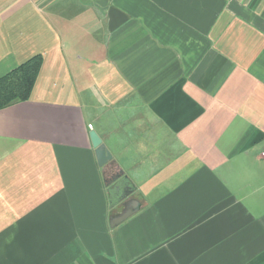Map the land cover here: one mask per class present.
<instances>
[{"label":"crops","instance_id":"1","mask_svg":"<svg viewBox=\"0 0 264 264\" xmlns=\"http://www.w3.org/2000/svg\"><path fill=\"white\" fill-rule=\"evenodd\" d=\"M36 55L0 110V264H264V0H0V78Z\"/></svg>","mask_w":264,"mask_h":264},{"label":"trees","instance_id":"2","mask_svg":"<svg viewBox=\"0 0 264 264\" xmlns=\"http://www.w3.org/2000/svg\"><path fill=\"white\" fill-rule=\"evenodd\" d=\"M43 65V56L36 55L0 78V110L30 99Z\"/></svg>","mask_w":264,"mask_h":264},{"label":"water","instance_id":"3","mask_svg":"<svg viewBox=\"0 0 264 264\" xmlns=\"http://www.w3.org/2000/svg\"><path fill=\"white\" fill-rule=\"evenodd\" d=\"M90 138L93 148L95 149V154L99 166L103 167L107 165L109 162L113 160V155L107 149L106 145L103 142V139L96 131L90 132ZM122 174L123 173L117 175L112 180V182L109 183V186L111 185L112 188L110 190L112 207L122 205L125 208L120 215L114 218L113 222L111 223L112 227L118 226L119 224L126 221L135 213V209L133 205L132 206L130 205L133 200L130 201L126 200L134 192L135 186L129 183L130 180L127 177L124 178V180H121V182H118L121 179Z\"/></svg>","mask_w":264,"mask_h":264},{"label":"built area","instance_id":"4","mask_svg":"<svg viewBox=\"0 0 264 264\" xmlns=\"http://www.w3.org/2000/svg\"><path fill=\"white\" fill-rule=\"evenodd\" d=\"M89 129H90V130H93V126H92V125H89Z\"/></svg>","mask_w":264,"mask_h":264}]
</instances>
